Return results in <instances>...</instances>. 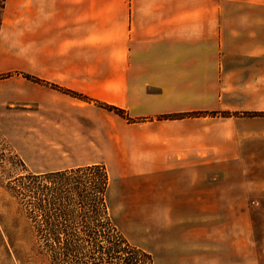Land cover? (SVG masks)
Returning a JSON list of instances; mask_svg holds the SVG:
<instances>
[{"label": "crops", "instance_id": "1", "mask_svg": "<svg viewBox=\"0 0 264 264\" xmlns=\"http://www.w3.org/2000/svg\"><path fill=\"white\" fill-rule=\"evenodd\" d=\"M4 5L0 74L53 81L89 99L83 103L122 110L106 117L103 106L86 115L96 132L93 164L115 179L112 209L129 218L120 228L131 244L155 264H191L264 227V174L232 170L244 163L242 148L264 147V0ZM39 82H23L22 96ZM17 90L0 80L1 101ZM246 163L264 169V153ZM240 221L249 232L240 233Z\"/></svg>", "mask_w": 264, "mask_h": 264}, {"label": "rangeland", "instance_id": "2", "mask_svg": "<svg viewBox=\"0 0 264 264\" xmlns=\"http://www.w3.org/2000/svg\"><path fill=\"white\" fill-rule=\"evenodd\" d=\"M4 2L5 0L0 1V21ZM20 73L9 71L0 74V80L13 90L18 89L19 95H15L10 100H0V264H121L120 261L128 254L117 236L120 233L107 226V219L106 227L96 228L94 225L102 222L89 219L58 220L56 221L58 225L52 227L54 229L43 227L45 228L43 237L39 240L37 223L32 220L30 211L10 186L14 184L17 177L29 172L44 173L58 171H45L47 169L65 170L95 165L93 162L96 156L94 141L96 132H94L91 117L86 113L106 106L107 117L113 113L122 114V110L100 101L90 105L89 102L83 103L89 99L78 92L64 86L59 87L52 83L53 81L39 82L38 79L26 75L31 81ZM33 81L44 84H41L40 88L35 86V88L26 89V93L30 92V95L23 97L22 90H19L23 87V82L27 84L30 82L33 85ZM61 92L68 95L66 99L61 98ZM24 103L29 105L26 106ZM222 114L226 116L230 113L222 112ZM234 114L235 116L251 115L245 112ZM257 146L251 150V153L246 146L242 148L244 163L232 170L256 172L262 177L263 165H247L246 163L247 156L261 158L264 147ZM103 167L106 168L105 165ZM106 173H108L107 169ZM79 175L88 180L94 177L95 173L91 170H83ZM111 180L114 183L113 177L112 179L110 177V182ZM111 190L109 188L107 197L112 209V207L115 208L116 196L114 195L115 199L112 197ZM91 191L96 192L93 187ZM130 191L126 188L122 190L124 199L130 198L128 193ZM255 207L254 205L248 208L254 216L261 211L260 208ZM253 208L254 210L251 211ZM131 212H133L130 213L131 219H135V212ZM112 214L122 232L120 226L126 229L125 226L130 224L129 218L124 216L119 218L114 209ZM67 229L72 233H81L82 236L77 239L74 233L71 234V239H67L64 232L68 231ZM238 230L240 233L249 232L243 221L238 223ZM50 231L56 232L57 236L54 239L51 238L53 234H49ZM92 232L95 235L91 234L90 238ZM240 237L245 239L241 235ZM246 238L247 242L227 243L223 245L224 250L203 253V256L200 254V259L204 258L205 262L197 260L191 264H216L222 261L232 264H264V227H256L255 234L251 238L248 236ZM132 240L136 238L133 236ZM110 246L114 249L112 259L101 250L108 249ZM63 247L69 248L67 251L70 252L63 255ZM52 248H56L61 255L55 254L57 258H54ZM130 257L135 264H141L140 256L136 252H130ZM156 263L167 264V261L156 259Z\"/></svg>", "mask_w": 264, "mask_h": 264}, {"label": "trees", "instance_id": "3", "mask_svg": "<svg viewBox=\"0 0 264 264\" xmlns=\"http://www.w3.org/2000/svg\"><path fill=\"white\" fill-rule=\"evenodd\" d=\"M83 170L94 171L95 176L88 180L83 179V176L79 175ZM109 186L110 177L106 173V168L103 165L95 164L44 173L29 172L17 177L10 188L20 197L22 203L30 211L32 220L37 223L39 240L43 237L45 229L43 227H55L58 225L56 223L58 220L70 219L82 221L89 219L91 221L102 222L99 225L95 224L94 227L96 228L98 226L106 227L107 219V226L114 228L117 233H120L117 236L128 254L120 261L121 264H135L130 257V252L132 253L133 251L140 256L141 264H155L154 257L149 252L131 244L120 231L113 218L112 209L107 197ZM92 187L95 188V193L91 191ZM68 231H64L67 239H71V234L73 235L74 233L77 239L82 236L81 233ZM55 233L49 232V234H53V237L51 236L52 239L57 236ZM91 234L95 235L93 232L90 233V238ZM62 249L64 250L63 255L70 252L67 251L69 248L63 247ZM51 250L54 253V258H57L56 255H61L56 248H52ZM101 250L104 251L105 255H110V259H112L114 253L113 246Z\"/></svg>", "mask_w": 264, "mask_h": 264}]
</instances>
